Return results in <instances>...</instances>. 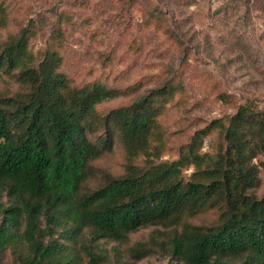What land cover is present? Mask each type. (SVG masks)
Here are the masks:
<instances>
[{
  "label": "trees",
  "instance_id": "trees-1",
  "mask_svg": "<svg viewBox=\"0 0 264 264\" xmlns=\"http://www.w3.org/2000/svg\"><path fill=\"white\" fill-rule=\"evenodd\" d=\"M53 55L33 65L25 30L0 51V68L16 69L26 86L0 105V253L10 245L20 264H75L68 254L60 257L65 243L52 237L58 227L66 236L88 228L91 240L122 241L141 227L177 225L185 214L220 208L217 222L185 224L173 235L170 254L190 264H220L226 256H237L236 264H264V194L249 192L258 184L251 158L264 149V108L238 105L223 130V152L204 164L192 140L176 159L130 163L123 174L84 192L88 161L100 145L110 146L108 128L98 144L87 135L85 118L115 91L98 82L70 86ZM173 89L163 83L108 112L106 121L120 131L130 157L147 153L153 98ZM188 164L194 170L184 180L180 174ZM142 246L134 247L136 256L150 250ZM82 247L87 264H102L101 252L90 243Z\"/></svg>",
  "mask_w": 264,
  "mask_h": 264
},
{
  "label": "rangeland",
  "instance_id": "rangeland-1",
  "mask_svg": "<svg viewBox=\"0 0 264 264\" xmlns=\"http://www.w3.org/2000/svg\"><path fill=\"white\" fill-rule=\"evenodd\" d=\"M24 30L33 65L54 54L70 86L98 82L115 91L85 118L87 135L98 144L108 128L110 146L100 145L88 161L84 192L123 174L130 163L176 159L192 140L204 164L223 152V130L238 105L264 108V0H0V51ZM166 82L174 89L153 98L147 153L130 157L107 114ZM25 91L16 69L0 68V105ZM251 163L258 184L249 192L261 196L264 149ZM193 170V164L183 166L180 176L186 180ZM1 200L11 201L6 195ZM220 211L205 208L177 225H147L122 241L91 240L88 228L66 236L58 227L52 237L65 243L60 257L68 254L75 264H87L85 243L101 252L102 264H190L170 254L171 237L185 224L217 222ZM138 242L150 250L136 256ZM238 262L226 256L220 264ZM0 264H20L17 250L5 247Z\"/></svg>",
  "mask_w": 264,
  "mask_h": 264
}]
</instances>
